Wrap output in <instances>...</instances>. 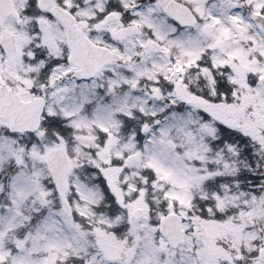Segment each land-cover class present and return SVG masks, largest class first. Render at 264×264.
<instances>
[{"label":"snow or ice","instance_id":"6c2138e0","mask_svg":"<svg viewBox=\"0 0 264 264\" xmlns=\"http://www.w3.org/2000/svg\"><path fill=\"white\" fill-rule=\"evenodd\" d=\"M0 264H264V0H0Z\"/></svg>","mask_w":264,"mask_h":264}]
</instances>
